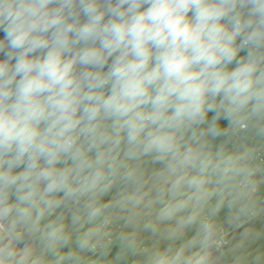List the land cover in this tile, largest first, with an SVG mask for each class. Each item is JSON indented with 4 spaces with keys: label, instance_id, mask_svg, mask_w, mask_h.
Returning a JSON list of instances; mask_svg holds the SVG:
<instances>
[{
    "label": "clouds",
    "instance_id": "clouds-1",
    "mask_svg": "<svg viewBox=\"0 0 264 264\" xmlns=\"http://www.w3.org/2000/svg\"><path fill=\"white\" fill-rule=\"evenodd\" d=\"M262 185L264 0H0V264H119L144 230L140 264H216Z\"/></svg>",
    "mask_w": 264,
    "mask_h": 264
},
{
    "label": "rangeland",
    "instance_id": "rangeland-1",
    "mask_svg": "<svg viewBox=\"0 0 264 264\" xmlns=\"http://www.w3.org/2000/svg\"><path fill=\"white\" fill-rule=\"evenodd\" d=\"M233 146H236V145H233ZM144 162H145L144 160L140 161L139 166L142 167L141 165L144 164ZM149 164H150V162H149ZM125 192H126V189L123 186L121 188L120 185H117L116 187H114V189H112L109 192L108 195H106L102 198L103 199L102 202L118 201V200L122 199ZM262 200L264 201V186L260 190V199L256 203V209H260V205H261ZM58 211H64L65 212L66 222H67V220H70L71 214H70L69 208L58 210ZM107 215H109L111 217V219L116 222L118 220H122V216L125 215V213L121 212V210L119 208H112L109 210ZM249 226L257 232L264 233V217L252 220V221H250L249 225H245V227H249ZM150 231L151 230H144L138 234L139 252L141 253V255H137V256L129 255L125 259L120 261L119 264H136L137 261L140 262L143 259V255H142L143 253L151 251L150 245L147 243V241L145 239L146 233L150 232ZM239 238H240V230L237 231V235L235 237V240L233 239V241H231V242L235 243L236 241L239 240ZM31 246H33L34 248L37 247L36 242L34 241V243ZM143 246L147 248L146 251H142ZM117 247H118V249L116 251L114 249H111V251L109 252V255L107 257L108 260H113V258L117 255V252L119 250V245H117ZM228 247H230V246H228ZM66 249L67 248H65L64 251H66ZM237 252H238V257L248 255L249 259H251L252 256L258 254L259 252H264V235H261L259 239H257L254 243H252L250 246H248L245 250H240ZM85 254L86 253H84L83 255H85ZM249 254H251V255H249ZM216 255L218 257V259H217L218 264H231V263H226V260L230 259V257H232V254H226L223 257H219V253H216Z\"/></svg>",
    "mask_w": 264,
    "mask_h": 264
},
{
    "label": "crops",
    "instance_id": "crops-1",
    "mask_svg": "<svg viewBox=\"0 0 264 264\" xmlns=\"http://www.w3.org/2000/svg\"><path fill=\"white\" fill-rule=\"evenodd\" d=\"M230 150H234V146L231 145ZM144 164H142L141 168L144 170L146 177L149 176L155 169H157L159 167V165H153V164H149V161L147 159L144 160ZM120 187L122 188V186L120 185ZM114 189V188H113ZM261 190V189H260ZM103 200V199H102ZM263 201V200H262ZM70 209V214L72 211H74L73 208H71V206L69 207ZM208 214V210H205L204 215ZM227 217H228V209L227 208H223L221 209V211L219 212V214L215 217L216 221L221 225V226H226L228 228L229 231H231V235H230V241H233V239L235 240V237L237 235V231L236 229L229 227V225L227 224ZM120 224L123 225V221L122 220H118L116 221ZM194 228L189 230L186 233V238L190 237L191 235H193L194 232ZM147 243L150 245L151 250L156 249V248H161L163 246L166 245V241H164L160 235L158 233L154 234L152 231L147 232L146 233V237H145ZM178 243V242H177ZM118 249L117 245H116V249L115 251ZM144 249V250H143ZM146 247H142V251H146ZM68 249H66L67 251ZM89 253H86L85 255H83L84 257L87 256ZM227 254H232V257H230V259L226 260V263H231V264H236L237 262V257H238V252L235 253H228L227 250ZM228 260H231L230 262ZM136 264H140L139 261H137ZM216 264H218V262L216 261Z\"/></svg>",
    "mask_w": 264,
    "mask_h": 264
},
{
    "label": "built area",
    "instance_id": "built-area-1",
    "mask_svg": "<svg viewBox=\"0 0 264 264\" xmlns=\"http://www.w3.org/2000/svg\"><path fill=\"white\" fill-rule=\"evenodd\" d=\"M237 148H238V145L234 146V150H233V151L237 150ZM263 186H264V185H262L261 188H262ZM261 188H260V189H261ZM256 212H257V215H256V217H255L253 220H255V219H259V218H261V217H264V201H261L260 209H256ZM112 223H113V230H114V231H118V230L121 229L122 224H120V223H118V222H115V221H113V220H112ZM222 228H223L224 231L227 233V235H226V239L230 241L229 238H230V235H231V231H229L228 228H227L226 226H222ZM227 247H228V246H226L225 249H223V251H225L226 253H227V250H228ZM112 249L115 250V249H116V245H114V246L112 247ZM143 250H144V249H143ZM89 257L94 258V257H92V254H91V253H89L87 256H85V258H89Z\"/></svg>",
    "mask_w": 264,
    "mask_h": 264
},
{
    "label": "water",
    "instance_id": "water-1",
    "mask_svg": "<svg viewBox=\"0 0 264 264\" xmlns=\"http://www.w3.org/2000/svg\"><path fill=\"white\" fill-rule=\"evenodd\" d=\"M34 243V241H32V240H29V244L30 245H32ZM229 262L231 261V260H228Z\"/></svg>",
    "mask_w": 264,
    "mask_h": 264
},
{
    "label": "trees",
    "instance_id": "trees-1",
    "mask_svg": "<svg viewBox=\"0 0 264 264\" xmlns=\"http://www.w3.org/2000/svg\"><path fill=\"white\" fill-rule=\"evenodd\" d=\"M231 147V145H229V148Z\"/></svg>",
    "mask_w": 264,
    "mask_h": 264
}]
</instances>
